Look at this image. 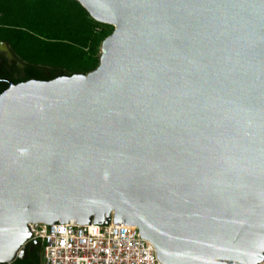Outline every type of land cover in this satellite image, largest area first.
<instances>
[{"label":"water","instance_id":"95a60500","mask_svg":"<svg viewBox=\"0 0 264 264\" xmlns=\"http://www.w3.org/2000/svg\"><path fill=\"white\" fill-rule=\"evenodd\" d=\"M86 73L0 94V264L29 225L136 227L162 264L264 260V0H76Z\"/></svg>","mask_w":264,"mask_h":264},{"label":"trees","instance_id":"16d2710c","mask_svg":"<svg viewBox=\"0 0 264 264\" xmlns=\"http://www.w3.org/2000/svg\"><path fill=\"white\" fill-rule=\"evenodd\" d=\"M112 32L113 26L95 21L76 0H0V40L25 63L23 81L94 70Z\"/></svg>","mask_w":264,"mask_h":264},{"label":"built area","instance_id":"2783aa9c","mask_svg":"<svg viewBox=\"0 0 264 264\" xmlns=\"http://www.w3.org/2000/svg\"><path fill=\"white\" fill-rule=\"evenodd\" d=\"M31 238L43 245L41 264H162L154 245L136 227L62 224L29 225ZM258 264H264V260Z\"/></svg>","mask_w":264,"mask_h":264},{"label":"flooded vegetation","instance_id":"af4514ba","mask_svg":"<svg viewBox=\"0 0 264 264\" xmlns=\"http://www.w3.org/2000/svg\"><path fill=\"white\" fill-rule=\"evenodd\" d=\"M24 70L25 63L13 53L8 43L0 40V94L12 83L17 84L22 82L24 79ZM40 245L33 250H29L24 259L16 260H22L25 264H38V260H42V254H40L39 250Z\"/></svg>","mask_w":264,"mask_h":264}]
</instances>
